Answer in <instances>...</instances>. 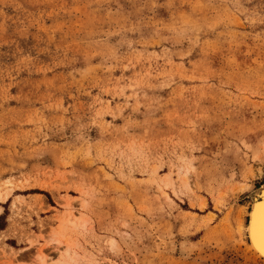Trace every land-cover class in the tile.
I'll return each mask as SVG.
<instances>
[{
	"label": "rangeland",
	"instance_id": "374dc122",
	"mask_svg": "<svg viewBox=\"0 0 264 264\" xmlns=\"http://www.w3.org/2000/svg\"><path fill=\"white\" fill-rule=\"evenodd\" d=\"M264 0H0V264H264Z\"/></svg>",
	"mask_w": 264,
	"mask_h": 264
},
{
	"label": "snow or ice",
	"instance_id": "6c2138e0",
	"mask_svg": "<svg viewBox=\"0 0 264 264\" xmlns=\"http://www.w3.org/2000/svg\"><path fill=\"white\" fill-rule=\"evenodd\" d=\"M252 217L253 222L251 231L253 240L260 251L264 253V193H261L259 202L254 205ZM51 264H56V262L52 261Z\"/></svg>",
	"mask_w": 264,
	"mask_h": 264
},
{
	"label": "bare ground",
	"instance_id": "6f19581e",
	"mask_svg": "<svg viewBox=\"0 0 264 264\" xmlns=\"http://www.w3.org/2000/svg\"><path fill=\"white\" fill-rule=\"evenodd\" d=\"M263 141H264V139H263ZM261 193H264V184H263V186L260 187L259 190L255 191L254 194H253L252 207L249 210V220H248V223H247V233H248V237H249V240H250V245H251L252 250L260 258L264 259V253H262L260 251L259 247H257L256 243L254 242L253 235H252V231H251V229H252V222H253L252 211L254 209V205L259 202V197H260Z\"/></svg>",
	"mask_w": 264,
	"mask_h": 264
}]
</instances>
